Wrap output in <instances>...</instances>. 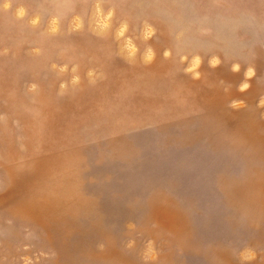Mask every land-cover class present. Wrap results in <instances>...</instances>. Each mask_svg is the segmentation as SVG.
I'll list each match as a JSON object with an SVG mask.
<instances>
[{
  "label": "rangeland",
  "instance_id": "374dc122",
  "mask_svg": "<svg viewBox=\"0 0 264 264\" xmlns=\"http://www.w3.org/2000/svg\"><path fill=\"white\" fill-rule=\"evenodd\" d=\"M0 264H264V0H0Z\"/></svg>",
  "mask_w": 264,
  "mask_h": 264
},
{
  "label": "clouds",
  "instance_id": "9594fccd",
  "mask_svg": "<svg viewBox=\"0 0 264 264\" xmlns=\"http://www.w3.org/2000/svg\"><path fill=\"white\" fill-rule=\"evenodd\" d=\"M4 7H5V8H7V7H8V4H7V3H5V4H4Z\"/></svg>",
  "mask_w": 264,
  "mask_h": 264
}]
</instances>
